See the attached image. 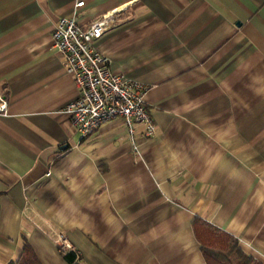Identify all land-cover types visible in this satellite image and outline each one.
<instances>
[{
    "label": "crops",
    "instance_id": "crops-1",
    "mask_svg": "<svg viewBox=\"0 0 264 264\" xmlns=\"http://www.w3.org/2000/svg\"><path fill=\"white\" fill-rule=\"evenodd\" d=\"M0 0V264H205L199 215L264 264V0ZM114 11L94 42L146 85L147 135L121 117L81 136L54 47L63 15Z\"/></svg>",
    "mask_w": 264,
    "mask_h": 264
},
{
    "label": "built area",
    "instance_id": "built-area-1",
    "mask_svg": "<svg viewBox=\"0 0 264 264\" xmlns=\"http://www.w3.org/2000/svg\"><path fill=\"white\" fill-rule=\"evenodd\" d=\"M82 3L83 0H78L74 5ZM114 24L112 10L95 16L85 25L78 23L74 15H63L51 31L52 43L62 55L63 67L78 87V95L66 103L64 110L70 125L81 136L115 117L123 119L130 139L135 123H142L147 135L155 130L145 102L146 85L112 69L106 53L94 44ZM0 107H4V103ZM51 237L58 249L73 248L61 232H54Z\"/></svg>",
    "mask_w": 264,
    "mask_h": 264
},
{
    "label": "trees",
    "instance_id": "trees-1",
    "mask_svg": "<svg viewBox=\"0 0 264 264\" xmlns=\"http://www.w3.org/2000/svg\"><path fill=\"white\" fill-rule=\"evenodd\" d=\"M192 228L205 264H263L261 260L246 252L235 236L208 222L199 215L192 219ZM69 264H78L79 252L68 248L60 250ZM8 264H41L31 245L23 239L18 257Z\"/></svg>",
    "mask_w": 264,
    "mask_h": 264
}]
</instances>
